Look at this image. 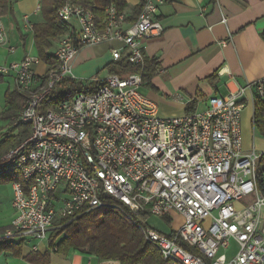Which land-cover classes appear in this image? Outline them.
<instances>
[{"label": "built area", "instance_id": "2783aa9c", "mask_svg": "<svg viewBox=\"0 0 264 264\" xmlns=\"http://www.w3.org/2000/svg\"><path fill=\"white\" fill-rule=\"evenodd\" d=\"M65 1L59 17L69 24L75 19L79 32L60 38L48 75L35 72L42 61L30 56L0 67V74L14 73L17 90L26 97L12 126L31 127L29 138L0 157V177L14 171L21 177L13 183L17 215L10 227L0 230V244L43 242L63 221L124 209L129 219L182 217L170 235L141 228L163 264H264L262 156L244 150L241 129L245 97L255 91L264 99V78L227 96L211 97L203 111L163 118L157 105L141 94L140 73L111 75L96 93L78 94L43 112L55 87L67 78L75 80L73 62L83 48L120 41L123 47L112 50L113 60L143 67L142 41L164 33L158 17L167 0H144L127 29L125 14L114 5L101 21L93 7ZM7 42L0 6V46ZM249 197L252 202L240 206ZM232 241L238 251L228 259Z\"/></svg>", "mask_w": 264, "mask_h": 264}, {"label": "crops", "instance_id": "0c3cea01", "mask_svg": "<svg viewBox=\"0 0 264 264\" xmlns=\"http://www.w3.org/2000/svg\"><path fill=\"white\" fill-rule=\"evenodd\" d=\"M241 1L244 5L235 0H167L160 4L158 18L164 33L142 41L144 65L156 61L159 70L150 84L142 85L140 92L157 105L161 117L187 115L191 103H194V113L203 111L211 97L227 96L239 87L264 78V0ZM125 2L124 28L127 29L137 20L144 0ZM0 6L8 33L7 44L0 46V67H8L28 56L40 59L33 27L44 22L41 0H6L4 5L0 2ZM224 18L227 19L225 24ZM76 32L79 26L71 22L68 33ZM59 42L60 39L53 42V58ZM122 47V42L113 41L83 48L73 62V77L84 86L104 81L119 70L112 50ZM55 64L54 58L53 64L42 61L34 69L39 76H46ZM24 101L25 95L17 90L14 73L0 74V157L27 138L22 129H15L5 117L10 104L18 108ZM245 101L247 107L241 120L243 148L261 154L260 168L264 170V126L258 129L254 123L256 92H249ZM2 180L9 183L6 186L11 193L0 202V230L10 227L17 215L13 208L14 177L11 174ZM251 202V197L246 198L240 206ZM262 218L264 223V211ZM21 241L26 244L22 258L1 254L0 264H35L25 259L33 253V246L38 247L36 252L41 256L48 252L49 238L43 242L15 239L7 243L20 244ZM237 251L238 245L232 241L226 251L228 259L234 258ZM86 257L75 251L66 255L51 251L47 264H84Z\"/></svg>", "mask_w": 264, "mask_h": 264}, {"label": "trees", "instance_id": "16d2710c", "mask_svg": "<svg viewBox=\"0 0 264 264\" xmlns=\"http://www.w3.org/2000/svg\"><path fill=\"white\" fill-rule=\"evenodd\" d=\"M5 1L0 0L2 5ZM73 1L81 6L93 7L94 13L101 21L104 19L107 7L114 5L120 12H123L127 6L125 0ZM235 1L244 5L241 0ZM65 3V0H41L44 22L33 27L38 56L41 61L48 64L54 63V58L51 55L53 42L68 33L70 29V24L62 21L58 14ZM117 66L119 70L115 71L113 75L126 78L133 73H140L143 84H150L151 79L159 70V64L156 61L143 67H136L123 60L118 62ZM59 86L68 92L59 97H52V92L51 97L43 103L41 111L55 108L61 102L71 100L78 94H94L102 87V84L99 82L92 86H84L74 79L67 78ZM25 105L26 97L22 107L14 108L10 104V109L5 113V117L11 121L13 117L23 111ZM193 107L194 103H191L187 115L194 113ZM254 115L255 126L262 129L264 126V99L257 97ZM15 129H22L25 138H29L31 135L30 126H19ZM12 175L14 182L21 181L18 173ZM7 177L10 175L0 177V183H2L1 181L5 182L6 180L2 179ZM148 217V215H134L131 217L132 219H129L128 212L124 209L123 211L103 209L82 214L73 222L63 221L64 226L56 227L52 231L46 255L41 256L38 252H33L25 259L30 263L47 264L51 251L64 255L70 251H75L87 257H96L100 262L119 260L122 264H163L159 250L147 242L141 229L147 227ZM24 244L25 241H21L20 244L1 243L0 255L7 252L14 257L22 258Z\"/></svg>", "mask_w": 264, "mask_h": 264}, {"label": "rangeland", "instance_id": "374dc122", "mask_svg": "<svg viewBox=\"0 0 264 264\" xmlns=\"http://www.w3.org/2000/svg\"><path fill=\"white\" fill-rule=\"evenodd\" d=\"M72 23H76V20L73 19L71 21ZM68 90H64L61 88V86H56L52 97H59L63 94H66ZM17 172L14 171L12 174H16ZM4 185L5 187H0V202L4 201L5 199H8V196H10L11 191H9V183L2 182L0 183V186ZM105 211V210H104ZM182 218L178 214H171L165 218L158 217V216H149L146 221V225L148 228L163 234V235H170L173 233L174 230H176L181 224H182ZM52 232L49 233V237L51 236ZM9 255V253L4 252L3 256ZM99 264L100 260H98L96 257H86L84 264Z\"/></svg>", "mask_w": 264, "mask_h": 264}]
</instances>
